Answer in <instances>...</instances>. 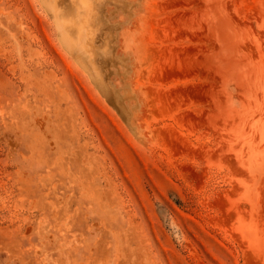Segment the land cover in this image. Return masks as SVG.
Returning <instances> with one entry per match:
<instances>
[{"label": "rangeland", "instance_id": "374dc122", "mask_svg": "<svg viewBox=\"0 0 264 264\" xmlns=\"http://www.w3.org/2000/svg\"><path fill=\"white\" fill-rule=\"evenodd\" d=\"M0 264H264V0H0Z\"/></svg>", "mask_w": 264, "mask_h": 264}]
</instances>
